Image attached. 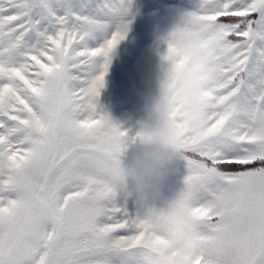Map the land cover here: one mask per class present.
I'll return each instance as SVG.
<instances>
[{"label":"snow or ice","instance_id":"1","mask_svg":"<svg viewBox=\"0 0 264 264\" xmlns=\"http://www.w3.org/2000/svg\"><path fill=\"white\" fill-rule=\"evenodd\" d=\"M133 0H0V264H160L150 219L199 239L191 264H264V0H199L207 83L169 120L171 207L130 211L125 153L149 138L100 103ZM175 77L186 61L167 39Z\"/></svg>","mask_w":264,"mask_h":264},{"label":"clouds","instance_id":"2","mask_svg":"<svg viewBox=\"0 0 264 264\" xmlns=\"http://www.w3.org/2000/svg\"><path fill=\"white\" fill-rule=\"evenodd\" d=\"M204 30L194 24L188 31L173 28L164 37L179 49L186 61L173 77L170 73L159 81L142 127L149 138L131 147L124 155L120 171V187L128 197L144 208L171 207V190L177 175L180 153L173 139L174 127L170 113L182 108L208 81L210 49L203 46ZM150 243L160 264H191L199 251V239L178 228L165 229L156 219H150Z\"/></svg>","mask_w":264,"mask_h":264},{"label":"rangeland","instance_id":"3","mask_svg":"<svg viewBox=\"0 0 264 264\" xmlns=\"http://www.w3.org/2000/svg\"><path fill=\"white\" fill-rule=\"evenodd\" d=\"M199 0H133L129 31L112 54L100 103L122 129L135 132L145 121L159 81L167 71L164 37L182 24ZM178 170L183 173V168Z\"/></svg>","mask_w":264,"mask_h":264},{"label":"crops","instance_id":"4","mask_svg":"<svg viewBox=\"0 0 264 264\" xmlns=\"http://www.w3.org/2000/svg\"><path fill=\"white\" fill-rule=\"evenodd\" d=\"M180 164L182 165L181 167H182L183 170H184L182 174H179V172H178V170H179V168H180ZM176 167H177V175H176V177H175V179H174V181H173V184H172L171 190H170L169 192L166 193V195H168L169 197H171V196L173 195L174 191L177 189V187H178V185H177V181L179 180V178H180V177L184 174V172H185V162L182 161V160L177 161ZM127 206H128V208H129L130 211H134V210H136V209H138V208H143V206H141L140 204L136 203V202L134 201V199L131 198V197H128V198H127ZM156 206H157V207H160L159 204H157Z\"/></svg>","mask_w":264,"mask_h":264}]
</instances>
